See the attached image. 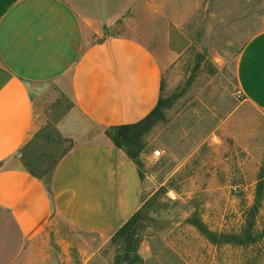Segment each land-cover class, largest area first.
<instances>
[{"label": "crops", "instance_id": "1", "mask_svg": "<svg viewBox=\"0 0 264 264\" xmlns=\"http://www.w3.org/2000/svg\"><path fill=\"white\" fill-rule=\"evenodd\" d=\"M132 1L0 0V264H44L53 240L80 251L82 237L110 238L139 210L138 168L106 135L160 97L163 61L148 38L104 34ZM237 80L264 113V31L241 52ZM47 85L74 105L56 122L72 148L49 185L20 156L46 124L34 95Z\"/></svg>", "mask_w": 264, "mask_h": 264}, {"label": "rangeland", "instance_id": "2", "mask_svg": "<svg viewBox=\"0 0 264 264\" xmlns=\"http://www.w3.org/2000/svg\"><path fill=\"white\" fill-rule=\"evenodd\" d=\"M262 31L264 0H133L104 31L148 38L163 61L161 97L168 104L140 157V208L150 201L140 233L144 264H264V113L247 103L237 80L241 52ZM35 90L44 138L31 147L34 136L20 156L42 176L71 146L55 129L74 105L53 85ZM256 199L258 235L248 246L214 245L194 226L202 221L217 235H239ZM113 236L85 235L80 251L67 253L53 240L43 263L114 264Z\"/></svg>", "mask_w": 264, "mask_h": 264}, {"label": "trees", "instance_id": "3", "mask_svg": "<svg viewBox=\"0 0 264 264\" xmlns=\"http://www.w3.org/2000/svg\"><path fill=\"white\" fill-rule=\"evenodd\" d=\"M161 91H163V86L160 88V97L158 103L154 110L143 120L129 125L115 126L111 127L106 131L107 137L112 141V143L119 150L123 151L126 156L137 166L140 179H143V173L141 171L142 163L140 162V157L145 150L144 138L151 132L157 121L163 114L164 109L167 107V100L161 97ZM42 129L38 134L35 135L34 140L31 143V147L35 146L36 142L44 138V133ZM56 130V129H55ZM55 135L59 137L63 142H69V140L63 139L58 131H55ZM72 148V143L70 148L66 149L62 155L55 161L51 168V171H46L42 176L38 175L30 166L29 162L24 160V166L28 172L41 180H44L47 185L50 184L56 167L60 161L67 155V153ZM40 167L42 165H39ZM260 180L264 179V163L260 173ZM262 181L258 185V195L261 194ZM256 205L251 209L250 218L246 220V224L243 231L239 235H217L210 231L205 224L200 221L194 224L195 228L212 244H235L239 246H248L249 243H254L256 241V220L255 213L258 211L259 199H256ZM150 205V201L145 203L136 213H134L131 218L119 228L112 238L113 244H118L116 250L114 264H144V261L139 255V248L141 245V230L146 219L145 211Z\"/></svg>", "mask_w": 264, "mask_h": 264}, {"label": "built area", "instance_id": "4", "mask_svg": "<svg viewBox=\"0 0 264 264\" xmlns=\"http://www.w3.org/2000/svg\"><path fill=\"white\" fill-rule=\"evenodd\" d=\"M156 155H158V156H159V155H160V152H156Z\"/></svg>", "mask_w": 264, "mask_h": 264}]
</instances>
